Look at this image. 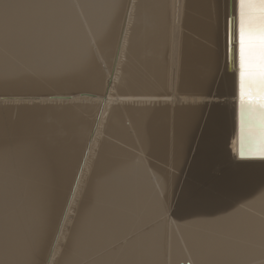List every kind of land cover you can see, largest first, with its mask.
Instances as JSON below:
<instances>
[{
	"label": "bare ground",
	"instance_id": "obj_1",
	"mask_svg": "<svg viewBox=\"0 0 264 264\" xmlns=\"http://www.w3.org/2000/svg\"><path fill=\"white\" fill-rule=\"evenodd\" d=\"M233 4L0 0V264H264V160L236 155Z\"/></svg>",
	"mask_w": 264,
	"mask_h": 264
},
{
	"label": "snow or ice",
	"instance_id": "obj_2",
	"mask_svg": "<svg viewBox=\"0 0 264 264\" xmlns=\"http://www.w3.org/2000/svg\"><path fill=\"white\" fill-rule=\"evenodd\" d=\"M233 8L234 17H226L225 56L235 57L238 63L234 75L239 119L238 156L264 160V0H234ZM227 195L226 189L193 191L189 207L217 205ZM218 222V218L201 221L210 229ZM241 231L242 227L210 231L207 242L215 248L233 246ZM38 251V245L34 243L32 255L36 256Z\"/></svg>",
	"mask_w": 264,
	"mask_h": 264
},
{
	"label": "water",
	"instance_id": "obj_3",
	"mask_svg": "<svg viewBox=\"0 0 264 264\" xmlns=\"http://www.w3.org/2000/svg\"><path fill=\"white\" fill-rule=\"evenodd\" d=\"M229 17H234V16L231 15ZM234 59H235V57L228 58V67H230L231 64H232V66H234ZM235 69H236V72H237V70H238V63L236 62V59H235ZM235 101H236V110H235L236 128H235V133H236V149H237L236 155H237V157H239L238 156L239 147H240V145H239V119H238V100L236 98V95H235Z\"/></svg>",
	"mask_w": 264,
	"mask_h": 264
},
{
	"label": "rangeland",
	"instance_id": "obj_4",
	"mask_svg": "<svg viewBox=\"0 0 264 264\" xmlns=\"http://www.w3.org/2000/svg\"><path fill=\"white\" fill-rule=\"evenodd\" d=\"M223 69H224V67H223ZM222 84V83H221ZM221 86V85H220ZM222 86H224V84L222 85ZM220 87L221 88V90H220V92H219V95H224L225 93H226V91L228 92V90H229V87L228 86H224L225 87V89L224 90H222V88L223 87ZM222 92V93H221ZM221 93V94H220ZM222 98H223V96H221Z\"/></svg>",
	"mask_w": 264,
	"mask_h": 264
}]
</instances>
